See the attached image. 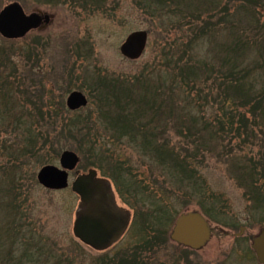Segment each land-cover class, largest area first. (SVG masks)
Listing matches in <instances>:
<instances>
[{
	"label": "rangeland",
	"instance_id": "374dc122",
	"mask_svg": "<svg viewBox=\"0 0 264 264\" xmlns=\"http://www.w3.org/2000/svg\"><path fill=\"white\" fill-rule=\"evenodd\" d=\"M82 1L44 5L39 0H0V10L16 2L26 14L37 12L52 18L48 26L22 39L9 41L0 37V87L11 83L12 97L18 101L12 112L14 119L0 115V264H26V260L27 264H99L102 259L119 257L139 237L129 228L124 239L105 253L83 246L72 235L78 205L69 187L74 172L69 174V186L64 190H49L37 181L41 168L59 166L58 159L64 151L79 157L78 172L90 169L88 152L76 151L82 140L81 136L77 138V130L70 141L64 138L62 128L72 115L83 121L88 112L94 111L95 100L88 96L84 83L92 72L133 83L139 80L137 87L143 85L146 97L135 107L142 108L155 127L171 135H175V128L193 131L192 127H197L204 131L200 142L203 156L195 161L203 160L198 178L205 184L203 192L208 194V201L172 197V206L178 213L167 231L165 245L157 250L154 259L165 264H257L249 253V243L231 235L240 226L248 228L250 234L264 228V206L251 195L247 198L250 171L262 175L259 187L264 184V0L193 2V14L200 13L210 20L201 37L190 32L203 28L201 23L182 20L177 15L148 16L135 7L133 0H109L105 9L98 10H89L91 5L82 9ZM136 31L146 32L148 41L143 55L129 61L120 55L119 47ZM184 64L206 66L200 83L182 81L177 67ZM231 72L246 75L244 89L252 90L250 96L263 101L262 108L250 112L253 101L246 109H235L242 103L241 97L220 86L226 81L235 82L229 78ZM73 91L82 93L88 105L71 113L65 101ZM142 91L139 89L135 97ZM35 109H42L51 118L45 115L38 120L33 115ZM233 115L235 125L221 130L219 124L228 123ZM239 116L246 120L247 133L241 127L236 132ZM17 120H21L20 125ZM29 124L34 132L56 138L55 146L51 150L45 146L37 156H22ZM91 124L98 128L100 141L108 142L110 133L104 136L99 122ZM43 142L46 140H38L36 148L41 149ZM111 147H115L114 156L119 154L120 160L134 150L126 141ZM132 154L143 160L139 152L134 150ZM253 161L263 163L255 168ZM165 180L159 183L164 185ZM117 204L128 209L119 201ZM193 211L204 216L216 232L199 251L178 247L169 240L176 217ZM223 229L229 232L226 236L222 235Z\"/></svg>",
	"mask_w": 264,
	"mask_h": 264
},
{
	"label": "trees",
	"instance_id": "16d2710c",
	"mask_svg": "<svg viewBox=\"0 0 264 264\" xmlns=\"http://www.w3.org/2000/svg\"><path fill=\"white\" fill-rule=\"evenodd\" d=\"M39 1H42L44 5H58L70 1L74 5L75 2V0ZM108 1L83 0L84 6L82 2L80 6L82 9H86L90 5L96 7L90 9V6L89 10L105 9ZM133 1L135 7L148 16L159 15L162 18H168L169 15H177L182 20L191 19L199 22L204 27H196L195 30L191 29L190 32L192 31L200 37L205 35L204 31L210 20L204 19L200 13L193 14L194 3L197 0ZM184 65L181 68L177 67L180 71L178 76L182 81L190 83L192 79L194 83H200V78L206 71L204 69L206 66L204 64H198V67L190 64ZM240 73L231 72L229 78L235 82L227 83L226 81L220 86L224 87L225 91H230L235 96L241 97L242 103L238 107L236 106L235 109H246L249 102L255 101L252 110H249L255 112V108H262L263 101L257 96H250L252 90L244 89L243 77L245 78L246 75L244 73L240 75ZM237 75H240V77ZM138 82L139 80L133 83L124 81L119 77L94 72L87 74L84 83L87 87L88 96L95 100L94 111L88 112L84 117L87 118H83V121L80 120L81 118L72 115L65 123L66 127L62 128V133L66 134L64 138L70 141L74 138L73 132L77 130V138L81 136L82 140L79 141L80 147L77 146L76 151L79 154H83L85 151L88 152V167L96 169L101 177L112 182L119 201L132 212L130 229L133 234L139 235L135 244L127 251L123 249L119 253V257L102 259L99 264H165L156 261L154 255L161 246L165 245L167 231L178 213L172 206V197L187 198L189 201L202 199V201H206L205 203L208 201V194L203 192L205 184L203 180L198 178V167L203 164V160L199 163L195 161V158H201L204 152L200 147L204 135L203 128L192 127V129L195 128L193 131H191V128H175V135H171L170 132L155 127L152 120L146 119L142 108L135 107L139 102L144 103V96L146 97V93L142 91L143 85L137 87ZM5 85L0 87V98L2 99L0 115L6 114L14 119L15 114L12 112L17 107L18 101L12 97V84L8 82ZM139 89L142 93L137 98L135 96L138 94ZM225 102L227 101L223 103ZM33 115L37 116L40 121L44 119L45 115L47 118H51L50 115L42 113V109H35ZM93 115L97 116L99 121L92 119ZM233 117L234 115L229 117L228 123L219 124L221 130L224 126L230 128L235 125ZM96 122L100 123L98 127L104 130V136L106 132L110 133L108 142L100 141L98 128L91 124ZM17 124L20 125L21 120H17ZM240 127L244 130V133H247L246 120L243 117L238 120L236 132H239ZM217 135L215 134V137ZM38 140L41 142L46 140V142H43L41 149L36 148ZM56 140L53 137L49 138L48 134L46 138L40 135L39 132H34L32 124H29L26 129L25 143L21 150L22 156H37L45 146H48L51 150L55 146ZM124 141L130 143L134 150L142 155L143 160L137 154L133 156L132 152L134 150H131L130 155L125 154L124 160L119 159V154V157L114 156L116 155L115 147L111 146L122 145ZM261 163L263 162L253 161L251 164H254V167L257 168V165ZM249 173L251 175L249 176L251 185L248 186L250 194H247V198L251 195L252 198L254 197L257 200L258 204L264 206V184L260 187L257 185L262 175L257 174L254 170ZM165 178V184L162 185L161 183ZM160 180L161 183H159ZM180 190H187V192L184 193ZM211 211L213 212V206ZM216 214L219 215V213ZM2 255L0 256L2 257ZM24 256L26 255L24 254ZM26 261L29 262V260ZM24 263L19 262L18 264ZM174 263L177 264L176 261Z\"/></svg>",
	"mask_w": 264,
	"mask_h": 264
},
{
	"label": "water",
	"instance_id": "95a60500",
	"mask_svg": "<svg viewBox=\"0 0 264 264\" xmlns=\"http://www.w3.org/2000/svg\"><path fill=\"white\" fill-rule=\"evenodd\" d=\"M47 15L36 13L25 15L18 3L5 6L0 11V35L6 39H20L30 30L38 28L42 22H48ZM147 33L136 31L129 34L119 52L127 60L139 59L146 47ZM69 111L86 107L87 99L78 92H71L66 99ZM79 163L78 156L71 151H64L59 157V168L45 166L37 174L38 183L49 190H63L68 187V173ZM71 191L79 197V204L74 214L72 234L84 246L103 252L117 243L129 224L128 212L117 207L107 180L97 177L95 170L75 177L70 185ZM213 236L205 218L198 212L180 214L172 227L169 239L182 247L198 251ZM251 248L257 262L264 264V230L251 240Z\"/></svg>",
	"mask_w": 264,
	"mask_h": 264
},
{
	"label": "flooded vegetation",
	"instance_id": "af4514ba",
	"mask_svg": "<svg viewBox=\"0 0 264 264\" xmlns=\"http://www.w3.org/2000/svg\"><path fill=\"white\" fill-rule=\"evenodd\" d=\"M5 6V5H4ZM3 6V7H4ZM52 20V18H51V16H49V20H48V22L45 24L44 22H42V24L38 27V28H36V29H34V30H31V31H29L28 32V34L29 33H31V32H33V31H38V30H42L43 28H45L46 26H48V24H49V22ZM27 34V35H28ZM260 230H264V228L263 227H261V228H259L258 230H257V232L256 233H254V234H250V233H248L249 231H248V228H246V227H244V226H240L239 228H238V231L236 232V233H234V234H232L231 235V237L233 238V239H235V240H246V242H247V244L249 245V253H252L253 254V256H254V253L252 252V250H251V248H250V246H251V240L254 238V237H256V235L259 233V231ZM223 231V233H222V235L223 236H226V235H224L225 233L226 234H228L229 232L228 231H226V229H223L222 230ZM220 236V235H219ZM123 239H124V237H122ZM120 241H122V240H120ZM255 258V257H254ZM256 261V260H255ZM256 263H257V261H256Z\"/></svg>",
	"mask_w": 264,
	"mask_h": 264
}]
</instances>
